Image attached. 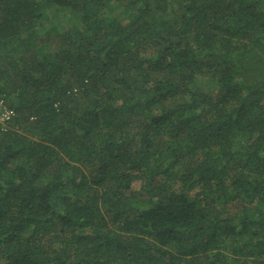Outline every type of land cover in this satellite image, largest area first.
Masks as SVG:
<instances>
[{
    "label": "trees",
    "instance_id": "1",
    "mask_svg": "<svg viewBox=\"0 0 264 264\" xmlns=\"http://www.w3.org/2000/svg\"><path fill=\"white\" fill-rule=\"evenodd\" d=\"M0 95V264H264V0H0Z\"/></svg>",
    "mask_w": 264,
    "mask_h": 264
},
{
    "label": "built area",
    "instance_id": "2",
    "mask_svg": "<svg viewBox=\"0 0 264 264\" xmlns=\"http://www.w3.org/2000/svg\"><path fill=\"white\" fill-rule=\"evenodd\" d=\"M11 115L12 111L5 106L2 95H0V122L3 123L10 119Z\"/></svg>",
    "mask_w": 264,
    "mask_h": 264
},
{
    "label": "rangeland",
    "instance_id": "3",
    "mask_svg": "<svg viewBox=\"0 0 264 264\" xmlns=\"http://www.w3.org/2000/svg\"><path fill=\"white\" fill-rule=\"evenodd\" d=\"M48 18V17H47ZM50 19V18H49ZM54 19H51L50 21H53Z\"/></svg>",
    "mask_w": 264,
    "mask_h": 264
}]
</instances>
